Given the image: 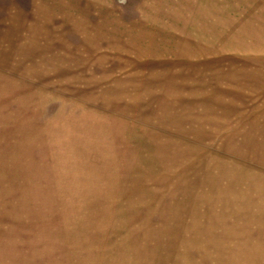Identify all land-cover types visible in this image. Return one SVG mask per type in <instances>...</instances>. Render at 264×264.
I'll return each instance as SVG.
<instances>
[{
    "label": "rangeland",
    "instance_id": "374dc122",
    "mask_svg": "<svg viewBox=\"0 0 264 264\" xmlns=\"http://www.w3.org/2000/svg\"><path fill=\"white\" fill-rule=\"evenodd\" d=\"M0 264H264V0H0Z\"/></svg>",
    "mask_w": 264,
    "mask_h": 264
}]
</instances>
